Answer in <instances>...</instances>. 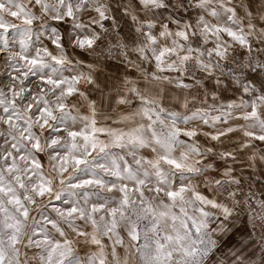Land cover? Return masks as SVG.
Masks as SVG:
<instances>
[{"label":"clouds","instance_id":"9594fccd","mask_svg":"<svg viewBox=\"0 0 264 264\" xmlns=\"http://www.w3.org/2000/svg\"><path fill=\"white\" fill-rule=\"evenodd\" d=\"M0 264H264V0H0Z\"/></svg>","mask_w":264,"mask_h":264}]
</instances>
